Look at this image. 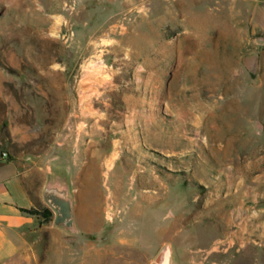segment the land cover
<instances>
[{
    "label": "rangeland",
    "instance_id": "rangeland-1",
    "mask_svg": "<svg viewBox=\"0 0 264 264\" xmlns=\"http://www.w3.org/2000/svg\"><path fill=\"white\" fill-rule=\"evenodd\" d=\"M263 38L264 0H0V153L131 196L64 260L264 264Z\"/></svg>",
    "mask_w": 264,
    "mask_h": 264
},
{
    "label": "crops",
    "instance_id": "crops-1",
    "mask_svg": "<svg viewBox=\"0 0 264 264\" xmlns=\"http://www.w3.org/2000/svg\"><path fill=\"white\" fill-rule=\"evenodd\" d=\"M26 165L18 158L0 157V264L11 260L22 264H81L64 260L56 235L102 233L121 218L115 210L110 211V202L117 205L121 199L131 200V196L116 191L115 180L111 186L108 180H96L92 171L31 170ZM111 173L99 171L101 179L106 175L109 179ZM36 178H41L42 186H36ZM48 190L67 202L66 212L47 197ZM41 206L51 209L50 220L29 211ZM129 212L130 217H136L132 209Z\"/></svg>",
    "mask_w": 264,
    "mask_h": 264
},
{
    "label": "water",
    "instance_id": "water-1",
    "mask_svg": "<svg viewBox=\"0 0 264 264\" xmlns=\"http://www.w3.org/2000/svg\"><path fill=\"white\" fill-rule=\"evenodd\" d=\"M47 197H50V198H53L54 201H56L60 207H61V210L63 212H66L67 211V202L66 201H62V200H59L56 198L55 195H53L49 190L47 191ZM170 252V248L168 246H165L162 248V250L159 252L157 258H156V262L158 264H168V253Z\"/></svg>",
    "mask_w": 264,
    "mask_h": 264
},
{
    "label": "trees",
    "instance_id": "trees-1",
    "mask_svg": "<svg viewBox=\"0 0 264 264\" xmlns=\"http://www.w3.org/2000/svg\"><path fill=\"white\" fill-rule=\"evenodd\" d=\"M32 213H39L41 214L45 220H50L51 218V209L49 207H39V209H30L29 210Z\"/></svg>",
    "mask_w": 264,
    "mask_h": 264
},
{
    "label": "built area",
    "instance_id": "built-area-1",
    "mask_svg": "<svg viewBox=\"0 0 264 264\" xmlns=\"http://www.w3.org/2000/svg\"><path fill=\"white\" fill-rule=\"evenodd\" d=\"M263 42H264V38H263ZM0 157L8 158V153L7 152H2V153H0Z\"/></svg>",
    "mask_w": 264,
    "mask_h": 264
}]
</instances>
